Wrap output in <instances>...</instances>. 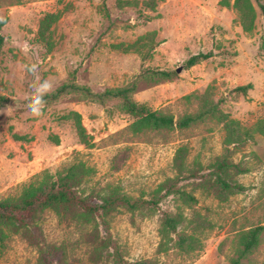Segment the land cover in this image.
Returning a JSON list of instances; mask_svg holds the SVG:
<instances>
[{
  "label": "rangeland",
  "instance_id": "374dc122",
  "mask_svg": "<svg viewBox=\"0 0 264 264\" xmlns=\"http://www.w3.org/2000/svg\"><path fill=\"white\" fill-rule=\"evenodd\" d=\"M137 2L0 0V18H7L0 49V96L7 100L0 107V199L18 196L23 184L45 170L54 173L75 162L91 169L82 186L85 194L116 190L150 199L168 178L188 171L206 174L228 148L229 159L247 169L235 177L246 191L207 195L200 177L182 180L178 185L196 202L170 197L158 209L116 211L106 223L123 264H230L238 234L264 227V136L255 134L245 145L227 147L223 124L210 119L184 131L135 135L129 130L134 119L116 102L100 105L75 95L43 105L39 117L28 111L26 101L40 81H49L51 91L74 82L102 92L125 86L149 69L175 72L158 84H138L134 99L152 110L175 117L192 113L196 104L183 97L207 91L212 100L222 99L220 110L241 128L264 120V14L255 0L251 32L242 30L235 10L221 0H162L154 11ZM48 14L59 15L48 29L51 45L38 36ZM207 52L213 53L210 59L185 66L191 56ZM25 67H35L36 76L28 77ZM247 84L252 87L246 94L232 91ZM69 111L81 115L91 146L80 144L73 121L62 118ZM179 149L182 171L173 162ZM162 211L183 215L176 233L161 225ZM38 224L45 242L62 246L70 264H119L112 249L95 238L94 223L62 221L47 211ZM99 235L104 236L101 226ZM181 238H192L195 248L180 249ZM36 263L37 252L25 237L10 235L0 264ZM241 264H264V229L258 248Z\"/></svg>",
  "mask_w": 264,
  "mask_h": 264
},
{
  "label": "trees",
  "instance_id": "16d2710c",
  "mask_svg": "<svg viewBox=\"0 0 264 264\" xmlns=\"http://www.w3.org/2000/svg\"><path fill=\"white\" fill-rule=\"evenodd\" d=\"M21 2V0H16ZM162 0H142L141 6L150 11L156 10ZM261 12L264 14V5L260 0H255ZM221 0V4L232 7L238 17V22L244 32H251L254 29L256 10L252 0ZM119 6H137V0H118ZM57 14H48L40 22L38 36L41 41L49 42L48 29L58 20ZM7 23V18H0V49L4 43L1 29ZM133 47V46H129ZM128 49V48H126ZM140 53V49L136 50ZM212 52L198 53L191 56L186 62L187 68L193 67L202 61L210 59ZM175 75L173 71L145 70L131 83L122 86L105 89L102 92H94L87 86H80L74 82H65L50 91L44 97L45 103L50 104L62 97L75 95L80 100L90 101L100 105L108 102H116L117 108L125 114L130 115L134 120L129 126L132 134L145 132H166L184 131L197 127L200 123L210 119L223 124L225 131V145L234 147L245 145L253 140L255 134L264 136V120H259L256 125L247 129L241 128L240 124L230 119L228 114L220 110L222 99L212 100L211 93H191L183 97L188 104H196V110L192 113H184L179 117L161 110H152L147 106L139 104L134 99L138 90V84L142 81L158 84L170 80ZM252 85L247 84L234 88L232 91L246 94ZM32 98L26 102L30 104ZM6 98L0 96V107L6 103ZM63 119L72 120L75 132L80 144L91 146L86 130L82 125L81 115L76 111H69ZM227 153L215 159L209 165L206 174L199 176L197 172L188 171L182 176H175L166 179L159 184L150 199L142 197L132 198L118 191H111L107 194L89 192L85 194L82 186L90 176L91 169L83 162H75L61 171L54 173L45 170L34 176L30 181L22 185L21 192L14 198L0 199V252L5 248L10 235L21 233L27 243L35 248L37 252L36 264H70L64 257L62 246H56L45 242L40 225L39 216L49 211L62 221L75 220L83 224L94 223L93 232L96 239H99L104 248H111L116 263L123 264L117 244L113 241L106 223V218L116 211L135 212L142 210L158 209L159 203L170 197L178 198L184 204L196 202V198L181 189L178 185L182 180H202L199 186L207 195L220 196L223 192L242 193L246 188L237 183L235 177L246 173L247 169L229 159ZM182 149H179L174 159V167L182 171L181 161ZM182 172H179V174ZM161 225L171 233H176L183 222V215L179 212L162 211L160 216ZM103 228L104 236L99 235V228ZM264 227L256 226L238 234L235 256L230 259V264H241L259 246L260 237ZM186 242L185 238L178 241V247L186 251L195 248L192 238ZM187 243V244H186ZM186 245V246H185ZM74 264V263H72ZM135 264H150L147 261H139Z\"/></svg>",
  "mask_w": 264,
  "mask_h": 264
},
{
  "label": "clouds",
  "instance_id": "9594fccd",
  "mask_svg": "<svg viewBox=\"0 0 264 264\" xmlns=\"http://www.w3.org/2000/svg\"><path fill=\"white\" fill-rule=\"evenodd\" d=\"M23 71L28 77H35L37 73V69L35 67H25ZM51 89L52 85L47 80L40 81L37 87L33 89V97L28 107V111L33 116L39 117L42 115L43 105L45 103L44 97L50 93Z\"/></svg>",
  "mask_w": 264,
  "mask_h": 264
},
{
  "label": "water",
  "instance_id": "95a60500",
  "mask_svg": "<svg viewBox=\"0 0 264 264\" xmlns=\"http://www.w3.org/2000/svg\"><path fill=\"white\" fill-rule=\"evenodd\" d=\"M178 72L180 71V69L177 70Z\"/></svg>",
  "mask_w": 264,
  "mask_h": 264
}]
</instances>
